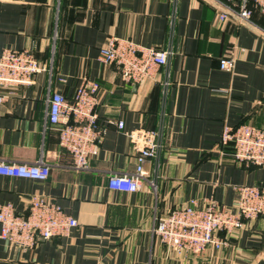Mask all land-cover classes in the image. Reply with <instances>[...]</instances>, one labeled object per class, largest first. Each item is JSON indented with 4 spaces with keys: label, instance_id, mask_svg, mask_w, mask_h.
<instances>
[{
    "label": "crops",
    "instance_id": "crops-1",
    "mask_svg": "<svg viewBox=\"0 0 264 264\" xmlns=\"http://www.w3.org/2000/svg\"><path fill=\"white\" fill-rule=\"evenodd\" d=\"M226 1L180 0L164 102L166 67L141 83L128 82L115 65L99 61V50L111 37L167 48L172 0H0V53L27 49L47 68L32 86L0 89L6 97L0 159L52 165L43 182L0 176V205L27 215L30 197L40 194L78 222L68 236L28 250L3 239L0 229V264H264L262 218L229 235V246L201 256H177L153 233L156 219L192 199L232 206L238 185H264V167L235 162L220 146L224 125L264 129V12L249 0L255 26L233 17L221 21L218 4ZM225 57L234 60L232 72L219 67ZM83 79L100 84L104 134L90 170L77 172L68 168L71 155L50 123L48 100L53 93L71 99ZM119 120L124 130L113 123ZM161 125L159 173L153 160L144 165L156 191L146 182L137 192L110 189L111 173L135 170L128 133Z\"/></svg>",
    "mask_w": 264,
    "mask_h": 264
},
{
    "label": "built area",
    "instance_id": "built-area-1",
    "mask_svg": "<svg viewBox=\"0 0 264 264\" xmlns=\"http://www.w3.org/2000/svg\"><path fill=\"white\" fill-rule=\"evenodd\" d=\"M180 0H172L168 20L169 45L165 49L145 47L129 39L111 37L99 50V61L104 65H115L123 80L141 83L166 67L161 81L163 101L166 102L172 85L169 63L175 55L173 47L175 29L179 18ZM249 0H227L221 7L219 19L229 17L241 23L255 26L253 10ZM264 12V0H254ZM264 32V31H263ZM221 70L232 72L234 60L222 58ZM35 55L27 49L6 48L0 53V89L15 90L32 86L37 74L46 71ZM64 81V80H62ZM100 84L83 79L71 99L60 93L50 95L48 117L59 132L60 144L71 155V170L89 171L90 161L99 152L104 129L99 125ZM6 97L0 94V104ZM166 116L163 109L162 118ZM124 130L122 120L113 122ZM163 125L156 131L134 130L128 135L136 151L135 170L127 173H111L108 187L122 192H137L146 182L156 191L155 179H150L145 170L148 159L155 163V171L161 167ZM223 155L246 167H264V129L250 123L236 126L224 125L220 138ZM52 165L43 159L35 162H14L0 159V176L16 177L34 181H46L51 175ZM237 197L232 206L206 200L203 206L192 199L188 204L173 209L169 214L156 219L154 235L177 256H201L208 248L216 250L229 246L227 237L245 227L248 221L264 219V185H238ZM29 213L20 214L11 204L0 205L1 237L21 249H33L40 241L54 237H66L78 226L77 220L68 215L53 200L35 194L29 199ZM221 234L226 237H221Z\"/></svg>",
    "mask_w": 264,
    "mask_h": 264
}]
</instances>
